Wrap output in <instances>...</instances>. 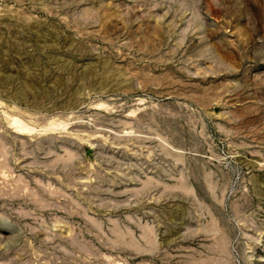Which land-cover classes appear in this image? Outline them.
I'll list each match as a JSON object with an SVG mask.
<instances>
[{"label": "rangeland", "instance_id": "obj_1", "mask_svg": "<svg viewBox=\"0 0 264 264\" xmlns=\"http://www.w3.org/2000/svg\"><path fill=\"white\" fill-rule=\"evenodd\" d=\"M0 264H264V0H0Z\"/></svg>", "mask_w": 264, "mask_h": 264}]
</instances>
